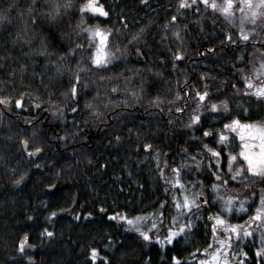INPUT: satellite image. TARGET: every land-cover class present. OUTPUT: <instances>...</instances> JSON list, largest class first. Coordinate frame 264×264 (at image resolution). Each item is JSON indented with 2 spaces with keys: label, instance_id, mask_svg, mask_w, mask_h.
Instances as JSON below:
<instances>
[{
  "label": "trees",
  "instance_id": "obj_1",
  "mask_svg": "<svg viewBox=\"0 0 264 264\" xmlns=\"http://www.w3.org/2000/svg\"><path fill=\"white\" fill-rule=\"evenodd\" d=\"M18 2L22 10L31 0ZM44 2L37 0L35 24L27 15H17L19 10L11 12L10 23L0 24V97L10 98L7 106L0 104V264H29V256L32 264H104L105 257L109 264H174V256L180 264H199L205 259L204 250L215 242V216L220 214L235 225L244 221L254 214L264 187L251 175L230 179L228 156H238L241 142L223 128L232 118L242 123L264 122V102L245 95L250 91L245 88V78L264 52V17H258L255 26L246 23L245 30L256 29L251 42L238 40L232 45L221 42L226 33L237 38L242 14L235 4L236 22L229 24L203 4L198 5L199 12L195 8L178 12V0H148L146 5L140 0H98L109 16L87 13L84 17L85 27L99 25L112 30L107 38L110 63L98 67L90 59L93 43L90 46L88 35L76 28L77 9L85 0H73L74 7L56 20L46 17ZM8 3L0 0V8ZM172 15L178 17L176 24L165 28ZM122 16L126 18L123 21ZM24 21H28L27 27ZM142 28L143 33L133 40ZM174 30L182 41L173 36ZM73 45L83 48L69 52ZM177 49L183 59L174 60ZM45 50L47 54H42ZM51 61L63 64L62 76H55ZM77 72L81 79L73 102L64 93ZM205 90L209 95L200 101L196 92ZM21 94L23 107L17 108L15 101ZM224 100L229 105L227 112L220 105ZM213 103L217 112L211 110ZM89 104L91 107H86ZM57 106L63 116L53 114ZM70 107H77V112H70ZM178 107L183 111L177 112ZM193 114L200 115V121L186 127ZM205 129L213 135L203 136ZM221 132L227 141H220ZM60 136L66 139L60 141ZM24 139L29 140V151L42 148L37 161H28L22 153ZM145 143L152 148L144 150ZM204 144L221 152L220 157H213ZM217 159L219 175L227 185L212 175ZM186 162L188 167L182 168L185 187L191 190L190 182H197L195 190L200 191L202 182L208 203L199 212L192 210V228L171 245L161 248L155 241L146 243L138 233L108 219L112 213L155 212L160 202L166 201L163 226L156 217L145 223L150 228L156 222L158 228L152 234L166 236L171 216L177 215L172 196L183 197L182 190L165 183L157 165L164 169L165 178H172L169 169ZM242 163L238 156L233 170ZM21 175L24 180L15 185ZM212 183L221 184L218 190L223 195L246 201V215L221 212L220 202L213 199ZM49 185L55 190L50 191ZM101 207L107 214L99 212ZM52 212L56 215L51 216ZM44 229L54 236L42 237ZM25 235L29 240L22 255L18 245ZM259 247L254 234L239 249V257L232 258V264L241 260L264 264L256 256ZM91 248L99 253L95 262ZM241 251L247 252V257Z\"/></svg>",
  "mask_w": 264,
  "mask_h": 264
},
{
  "label": "snow or ice",
  "instance_id": "obj_2",
  "mask_svg": "<svg viewBox=\"0 0 264 264\" xmlns=\"http://www.w3.org/2000/svg\"><path fill=\"white\" fill-rule=\"evenodd\" d=\"M148 0H140L141 4H147ZM203 4L205 8H211L215 12H219L224 19L229 24H235L236 18L234 16L233 8L234 4L236 8L241 12V17L239 19V31L236 34V39H233V36L231 33L225 34V39L221 43H224L225 41L229 44L235 45L237 44V41H243V42H251L253 34L256 33L255 27H252L248 30H245V25L251 24L253 26L256 25L258 17H264V0H239V3H236V0H222V3H217V0H178V8L177 11L179 12L181 9H191L195 8L197 12L200 11L198 5ZM37 0H31V3L28 4L26 9H21V6L18 2V0H9V3L6 5L5 8H0V24L4 23L5 21L11 22V12L13 10H19L17 12V15L20 17H23L27 15L31 22L35 24L36 22V15L37 12ZM73 0H45L43 8L46 10L45 15L49 20H56L64 15L69 9L73 8ZM247 9V11H245ZM79 13V23L76 25V28H78L81 32H84L88 35L89 38V45H92L93 39L95 37H99L101 44L100 46L96 47L95 52L91 55V63L93 65H107L110 63L111 59V53H108L104 51V45L107 41V38L111 35L112 30H104L101 29L99 25H92L87 26L86 21L84 19L85 15L87 13H98L100 16L108 17L109 12L106 11L103 6L97 4V0H85L84 3L80 4L77 9ZM181 15L183 13L181 12ZM125 17H121V20H125ZM177 15H172L171 19L168 23L165 24V28H169L170 26H174L177 22ZM28 21H24L25 27H27ZM127 25L125 24V27ZM185 28H187V25H184ZM116 31H119L117 29ZM144 29L142 28L139 33L136 34V36H133L132 39L136 40L139 38V36L143 33ZM173 36L176 37L177 40L182 41L183 38L181 37L178 30L173 31ZM264 43V41H262ZM254 46V45H253ZM77 48H83V45H73L69 48V52L74 51V49ZM207 52H212L213 49H207ZM137 52L139 53V49H137ZM42 54H47L46 50L42 52ZM65 54L61 55V59H63V56ZM203 55V54H201ZM262 56H264V52H262ZM174 60H180L183 59V54L179 49L174 53ZM53 65H55L54 74L55 76H62L63 75V64H57L56 61H51ZM249 63H252L249 61ZM242 71V70H241ZM252 74H255L257 76H264V59H260L258 66L253 64L252 67ZM252 74L247 76L245 78V88L249 89V92H245V95H252L256 97L258 101L264 102V83H261L259 86L254 85ZM80 75L77 73L73 74V78L70 82V89L68 92H65L64 95L71 98L73 102H76V98L78 96V88L77 85L80 82ZM236 86L233 85V88ZM205 89H207V85H205ZM115 91V89H114ZM239 91V90H237ZM23 95L21 94L20 99H17L15 101L16 107L21 108L23 107L22 101H23ZM135 95V93H134ZM209 95L208 91L205 90L204 92L197 91L196 97L199 98L200 101H204L205 98ZM177 99H180L179 93L177 94ZM9 97H0V104L7 106L9 104ZM221 108L224 112H227L229 110V105L227 100L220 102ZM36 107H39V105H35ZM86 107H91V105H86ZM70 112L75 113L77 112V107H70L68 109ZM211 110L213 112H217V104L213 103L211 104ZM177 112H182V108H177ZM245 112L248 111V109H244ZM59 113L61 116H63V111L60 107H54L53 108V114L56 115ZM191 123L189 125H186V127H191L194 124H197L201 117L198 114H193L191 116ZM30 123V121H29ZM223 128L225 130H231L235 132L238 128L241 129L240 140H241V150L238 154L239 157L242 158L243 163L240 167H237L235 169V172H233V161H236L238 159L237 155L229 154L228 156V172L231 173L230 179L235 180L237 177H242L244 179L249 178V174H251V177L256 178L258 177L260 179V183L264 184V122H253V123H242L237 118H232L230 123H225L223 125ZM35 135V133H33ZM210 135H213L212 132L205 129L203 132V136L208 137ZM60 141H64L66 137L60 136L57 137ZM220 141H227L228 137L221 132L219 134ZM116 140L119 141L120 137L117 136ZM21 143L25 146V150L28 151L27 146L29 145V140L24 139L21 141ZM144 150H150L152 148L151 144L145 143L143 144ZM204 149H207L208 152L212 154L213 157L219 158L221 155V152L216 151L214 148H210L207 144L203 145ZM183 151L187 152V149H182ZM42 152L41 147H35L33 150L28 151L29 156H36L38 153ZM158 159V158H157ZM191 160L193 162L196 161V156L193 155L191 157ZM165 163V168H168L167 161ZM246 165V167L244 166ZM219 160L217 159V169L215 172L212 173L213 176H215L216 180L221 181V184L227 185L228 181L224 180L219 175ZM39 167V165H37ZM158 170L161 173V178L165 179V183L171 185L173 189L179 188L181 191V196L183 197L182 200L177 199V196H172V202L173 207L177 210V215L171 216V223L170 226H168L165 231L167 232V235L163 238L160 235H153L152 233L157 230L158 224L156 222L151 223L150 228L145 227V221L148 220L149 217H156L159 220V224L163 226L164 221V211L163 209L167 205L166 201H161L159 204L158 209L155 212L150 213H144V214H136V215H128L126 213H112L108 215L109 220L116 221L118 224H123V226L126 228L127 231H134L138 233L139 237L143 239L146 243H152L155 241L160 245L161 248H164L165 245H170L174 242V239L179 237L181 233H185L186 231L190 230L192 228V220L188 219V222L186 224H180L179 221L181 217L185 216V214H190L191 216H195V213L192 212V209L195 208L196 212L200 211V208L202 205L207 204L208 200L205 198V194L202 190V182H199L201 186L200 191H196L197 182H190L192 183V189H187L185 187V184L183 183V177H182V168H187L188 164L187 162L184 165H181L179 167H171L169 171L171 172L172 178H165L164 176V169H160L159 165H157ZM196 169H199L200 165L197 163L195 165ZM211 167V165H210ZM174 178V179H173ZM24 180V176L21 175L18 179H16L13 183L15 185L21 184V182ZM221 184L212 183L210 185L211 189L213 190V199L217 202L222 203L221 212L223 213H230L234 209V201L237 200V197L231 196V195H219L218 189H220ZM49 188L54 187V185H49ZM247 188L248 185H245ZM165 191H169L168 188H165ZM253 196H256L257 193L253 192ZM245 201L241 200L239 201V208L236 209V211H244L245 210ZM99 212L101 214H107V210L103 207L99 209ZM56 212H52L51 216H55ZM88 216L91 215V213L87 214ZM79 218V217H77ZM213 217H209V219H212ZM28 219H31V217H28ZM215 221L217 225H220L223 227L224 233L226 234L224 239L219 240L218 246L215 248L214 251L211 253L208 252L207 249H205V254L208 257L207 259H201L199 261V264H232V262L228 258V249L231 247V237L235 235L237 237V241L242 238L241 232L243 234V237L253 236V232L250 230V224L256 223L258 227L264 228V187L260 189L259 192V205L255 208L254 214L249 217V221L246 222L245 226H238L233 224H228L224 217L220 214H217L215 216ZM216 226L214 225L212 228L213 235H216ZM41 236H47L48 238H52L54 236V233L51 231H48L47 229H44V231L41 233ZM28 237L25 235L23 239L19 242L18 245V251L23 255L25 252L26 247V241ZM111 239V237H109ZM260 244L261 247L256 249V256L260 258V260H264V233L261 234L260 237ZM31 247V245H28ZM107 247V245H106ZM212 245H209V248H211ZM99 253L96 248L90 249V256L93 262L97 259ZM241 255L244 257H247L248 253L241 251ZM29 264H32V258L29 256L27 257ZM174 261V264H180V261L177 259V257L172 258ZM104 264H109L107 261V258H104ZM239 264H244V261L241 260Z\"/></svg>",
  "mask_w": 264,
  "mask_h": 264
},
{
  "label": "rangeland",
  "instance_id": "obj_3",
  "mask_svg": "<svg viewBox=\"0 0 264 264\" xmlns=\"http://www.w3.org/2000/svg\"><path fill=\"white\" fill-rule=\"evenodd\" d=\"M90 14L95 15V16H100L98 13H96V14L90 13ZM92 43L94 45V52H95L96 47L97 46H100V44H101L100 38L99 37H95L93 39V42ZM103 47H104V51L108 52L107 41L105 42V45ZM257 58H258V61L257 62L259 63L260 59H264V56H259ZM107 65H109V63ZM107 65H100L98 67H104V66H107ZM94 66H97V65H94ZM252 79H253L254 85H256V86H259L261 83H264V76H257V75L254 74V76H253ZM229 131L232 132L233 134H235L239 138V140H240V135L239 134L242 131L241 129L238 128L235 132H233L231 130H229ZM240 142H241V140H240ZM240 159L242 160L241 157H240ZM233 163H234V161H233ZM244 166L246 167V165H244ZM233 171L235 172V169ZM249 175H251V174H249ZM218 193H219V195H223V192L220 191V190H218ZM239 201H241V200H238L237 199L236 201H234V209H233L232 212L226 213L228 216L229 215H237V216H240V215H244V214L246 215V210H247L246 209V205H244V207H245V210L244 211H236V209L239 208ZM245 204H246V201H245ZM220 205L222 206V203H220ZM193 209H195V208H193ZM189 216H190V214H185V216L181 217L179 223L180 224L187 223V219H191ZM247 221H249V217L247 219H245L244 221L236 224V225H238V226H245V224H246ZM146 222L147 221H145V223ZM226 222L228 223V221H226ZM228 224H231V223H228ZM233 225H235V224H233ZM216 229H217V231H216L215 242L212 244V247L211 248H208L209 249L208 250L209 253H211L212 251H214L215 248L218 246L219 240L224 239L225 236H226V234L224 233V230H223V227L222 226L216 224ZM250 230L253 232V236H254V234L257 235L258 242H259V246L261 247L260 237H261V234L264 233V228L258 227L256 223H251L250 224ZM253 236L243 237V234L241 232V237L242 238L239 240V242L237 241V237L235 235H233L231 237V241H230L231 247H229V249H228V258H229L230 261L232 260V258L237 259L239 257V255H240V254H238L239 253V249L245 243L246 240H250L251 238H253ZM165 246H167V245H165ZM207 258L208 257L205 254V259H207Z\"/></svg>",
  "mask_w": 264,
  "mask_h": 264
},
{
  "label": "water",
  "instance_id": "obj_4",
  "mask_svg": "<svg viewBox=\"0 0 264 264\" xmlns=\"http://www.w3.org/2000/svg\"><path fill=\"white\" fill-rule=\"evenodd\" d=\"M97 3H98V0H97ZM27 148H28V151H29V146H27ZM22 150H23L22 153H24V155H25V157H26V159H27L28 161H30V160L37 161L38 158L42 155V152H41V153H38L36 156H29V155H28V151L25 150V146H24L23 144H22ZM49 190H50V191H53V190H55V187H52V188H50ZM28 240H29V239H28Z\"/></svg>",
  "mask_w": 264,
  "mask_h": 264
}]
</instances>
